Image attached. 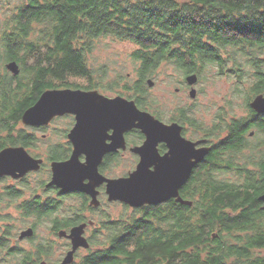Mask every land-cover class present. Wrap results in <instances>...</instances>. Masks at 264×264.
Listing matches in <instances>:
<instances>
[{
	"label": "trees",
	"instance_id": "1",
	"mask_svg": "<svg viewBox=\"0 0 264 264\" xmlns=\"http://www.w3.org/2000/svg\"><path fill=\"white\" fill-rule=\"evenodd\" d=\"M107 37L137 47L134 88L145 94L147 80L169 62L186 74L216 64L219 75L248 83L247 90L237 86L238 94L251 99L264 92V0H0V62L16 61L21 70L16 76L0 71V98L96 74L89 56ZM227 48L233 51L225 60ZM237 55L245 61L236 62ZM18 98L19 106L30 104L24 95ZM3 110L1 128L13 118L20 121L17 110ZM250 195L210 189L204 198L199 191L192 206L147 209L128 232L124 221H113L108 246L79 264H264V225L249 220L247 210L236 218L221 214L226 204L244 203ZM14 238L0 235V264L11 263L3 255ZM23 252L7 257L16 264L40 263Z\"/></svg>",
	"mask_w": 264,
	"mask_h": 264
},
{
	"label": "flooded vegetation",
	"instance_id": "2",
	"mask_svg": "<svg viewBox=\"0 0 264 264\" xmlns=\"http://www.w3.org/2000/svg\"><path fill=\"white\" fill-rule=\"evenodd\" d=\"M8 63L10 61L5 63L6 70ZM194 74L197 75L187 73L175 89L177 94H189L192 102L174 108L168 118L145 105L149 100L143 91L134 88L132 96H127L124 91L109 93L108 86H112L108 85V75L103 76L107 80L105 90L95 86L97 75H88L74 77L84 79L88 84H57L62 87L41 93L14 91L12 95L7 93L6 100L0 98V102H4V105L0 103V112L6 108L9 114L18 111L22 115L20 121L13 118L9 123L7 120L4 128L0 127V154L7 149L15 150L18 153H14V158L37 163L27 172L16 170L14 174L0 176V210L16 209L26 220V225L29 224L22 229L13 223V213L4 217L0 214V220L5 222L0 226V233L18 234L19 241H30L34 252L27 254L40 257L39 264H61L73 249L69 236L75 227L86 225L83 236L90 247L99 246L91 252L108 246V225L111 223L108 206L112 203L121 204L128 212L122 219L126 232L134 218L141 217L147 209L159 204L173 208L186 206L177 197L143 206L110 200L108 179L130 178L140 168L144 176L165 173L185 178L179 188V197L184 201L193 202L199 191L206 198L210 189L223 194H238L239 190L249 192L250 200L240 203L244 208L239 207V202L229 203L222 207L224 212L221 214L224 219L236 218L247 210L249 220L264 225V112L251 107L254 99L264 96V92L252 95L251 99L229 92V98L224 95L222 105L216 107L215 113L208 106L207 111L213 112L211 117L207 116V111L200 117L196 111L199 79L195 85L187 82L188 76ZM117 86L119 88L121 83ZM49 90L97 92L106 98L107 114L108 98L132 101L140 112H149L162 124L155 131L158 137L149 142L139 120L131 128H124V122L86 127L80 125L79 120L84 116L77 112L44 118L39 125L24 123L26 111ZM194 90L195 97L192 96ZM18 94L24 95L25 104L30 103L27 107L18 105L21 103ZM240 97L243 102L238 99ZM7 115L4 118L7 119ZM56 164L63 166L60 173L55 171ZM61 214L66 215L62 217ZM30 218L36 222L28 223ZM43 220L49 222V227L41 236L38 231L40 224L45 223ZM28 230H32V235L21 238ZM101 235L103 242L99 241ZM83 249L90 248H78L72 264L80 263L77 260ZM22 251L15 245L7 252L19 255ZM54 257L60 259L50 260Z\"/></svg>",
	"mask_w": 264,
	"mask_h": 264
},
{
	"label": "water",
	"instance_id": "3",
	"mask_svg": "<svg viewBox=\"0 0 264 264\" xmlns=\"http://www.w3.org/2000/svg\"><path fill=\"white\" fill-rule=\"evenodd\" d=\"M7 69L15 76L21 71L16 61L8 63ZM148 82L152 86V82L150 80ZM187 82L195 85L198 82L197 75L188 76ZM192 96H196L195 90L192 91ZM106 107V98L97 92L49 90L41 96L34 106L26 111L23 122L39 125L47 117L50 118V116L66 112H77L84 116L83 119L79 120L80 125L82 123L86 127H93L94 125L97 128L105 126L107 122L108 124H122L124 122L126 125L124 128H131L135 125L133 123L139 120V125L147 133L149 142L158 137L155 131L162 124L149 112H140L134 102L120 97L115 99L108 98V114ZM251 107L257 112H264V96L260 95L255 98L251 103ZM14 153H18V151L7 149L0 154V176L14 174L16 170L24 173L37 164L31 160L14 158ZM61 167L63 166L55 165L56 173L61 171ZM141 169L132 174L130 178L108 179L110 200H119L131 206H143L145 204L162 203L170 198L177 197L182 204L193 205V202L184 201L179 197V188L185 178L174 177L165 173H150L144 176ZM85 227L86 225H81L72 230L69 237L72 239L73 249L61 264H72L74 262V254L78 248L90 247L88 240L83 236ZM31 235L32 230H28L22 233L21 238ZM41 264L46 263L43 262Z\"/></svg>",
	"mask_w": 264,
	"mask_h": 264
},
{
	"label": "rangeland",
	"instance_id": "4",
	"mask_svg": "<svg viewBox=\"0 0 264 264\" xmlns=\"http://www.w3.org/2000/svg\"><path fill=\"white\" fill-rule=\"evenodd\" d=\"M1 45V43H0ZM136 46L130 42H123L113 40L112 38H103L98 40L95 45V50L90 54V61L95 69V73L93 75H97L94 79V84L97 88L101 90H105L106 86V78H103L104 75H108V92L116 93L120 91H124L127 96H132L135 82L138 79V62L132 57V53L136 50ZM232 48H227L223 51L222 55L226 58L228 53H232ZM236 62L243 63L245 58H241L239 55L236 56ZM230 66H232L230 63ZM5 67V63L2 65L0 62V71L3 72ZM197 77L199 79L200 85L198 92V100H197V110L199 112V116L203 117L208 109V106L211 108L214 113L218 110L217 108L222 105L224 95L229 98V92H237V86L241 85L237 83L234 78L228 76H222L218 73V67L216 64L207 65L201 71L196 72ZM101 76V77H98ZM186 76V73L181 70L174 63H163L161 67L155 72L153 77L149 79L152 82V86L147 82V90L146 96L148 100L146 104L148 107L157 110L164 118H168L174 108L186 106L187 102H192L191 98L188 96L189 94H177L175 89L179 87L178 82L182 81ZM148 80V81H149ZM64 83H80V84H88V81L84 79L74 78L72 76L68 77ZM121 86L118 88L117 84ZM127 86V87H125ZM244 90H247L248 83L241 85ZM241 102H243V98H238ZM201 106H206L202 107ZM217 107V108H216ZM212 113L207 111V116L211 117ZM108 212L111 215L109 219L111 222L122 220L123 217L128 214L125 208L118 203H112L108 206ZM14 215L12 219L13 223L19 225L22 229H26L28 227L26 225V220H24L16 209H6L2 208L0 210V214L4 217L6 214ZM130 213V212H129ZM66 214H61V216H65ZM53 217H51L52 219ZM36 222V219L30 218L28 223ZM38 223L40 221H37ZM42 225L40 224L38 233L42 236L45 235L48 231L49 222L43 220ZM5 222L0 220V226H4ZM1 235V233H0ZM104 238L100 237L99 241H104ZM15 245H18L21 249L24 250L23 253L34 252L31 247V242L28 240L19 241L18 234L16 238L8 243L9 249H13ZM89 250H82L79 254L78 262L81 261L83 257L88 255L91 251H95L99 249L98 245H94L93 247H89ZM88 249V248H86ZM8 252H4L3 257L7 258V260H11L10 264H16L17 262L11 258L7 257ZM17 256V255H16ZM10 257V256H9ZM60 258L54 257L50 260L56 261Z\"/></svg>",
	"mask_w": 264,
	"mask_h": 264
},
{
	"label": "bare ground",
	"instance_id": "5",
	"mask_svg": "<svg viewBox=\"0 0 264 264\" xmlns=\"http://www.w3.org/2000/svg\"><path fill=\"white\" fill-rule=\"evenodd\" d=\"M160 205V204H159Z\"/></svg>",
	"mask_w": 264,
	"mask_h": 264
}]
</instances>
